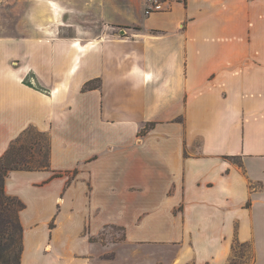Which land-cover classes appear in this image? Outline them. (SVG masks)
<instances>
[{
	"label": "crops",
	"instance_id": "1",
	"mask_svg": "<svg viewBox=\"0 0 264 264\" xmlns=\"http://www.w3.org/2000/svg\"><path fill=\"white\" fill-rule=\"evenodd\" d=\"M148 6L0 0V158H48L6 178L21 264H264V0Z\"/></svg>",
	"mask_w": 264,
	"mask_h": 264
},
{
	"label": "trees",
	"instance_id": "2",
	"mask_svg": "<svg viewBox=\"0 0 264 264\" xmlns=\"http://www.w3.org/2000/svg\"><path fill=\"white\" fill-rule=\"evenodd\" d=\"M99 85L95 80H89L83 88L92 89ZM34 129L28 128L0 158V264H21L24 251V225L20 212L26 203L18 196L7 193L6 178L11 170L48 166L46 152L35 149L38 140L31 135Z\"/></svg>",
	"mask_w": 264,
	"mask_h": 264
},
{
	"label": "rangeland",
	"instance_id": "3",
	"mask_svg": "<svg viewBox=\"0 0 264 264\" xmlns=\"http://www.w3.org/2000/svg\"><path fill=\"white\" fill-rule=\"evenodd\" d=\"M31 135L34 137V138H38L39 137V134H38V131L36 129H34L31 133ZM47 160V158H46ZM235 161H237L235 159ZM241 258L239 259V257H235L233 258L232 260V263L231 264H251L252 262V259H251V255H246L247 257H243L244 254L240 255ZM246 258V259H244Z\"/></svg>",
	"mask_w": 264,
	"mask_h": 264
},
{
	"label": "built area",
	"instance_id": "4",
	"mask_svg": "<svg viewBox=\"0 0 264 264\" xmlns=\"http://www.w3.org/2000/svg\"><path fill=\"white\" fill-rule=\"evenodd\" d=\"M148 1V8L147 12L150 13L155 10H160L163 8V3L165 0H147Z\"/></svg>",
	"mask_w": 264,
	"mask_h": 264
}]
</instances>
